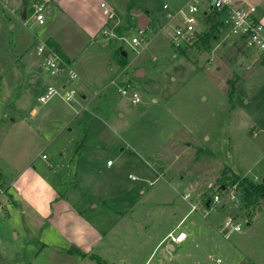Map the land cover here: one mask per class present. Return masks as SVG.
I'll use <instances>...</instances> for the list:
<instances>
[{"label": "rangeland", "instance_id": "obj_1", "mask_svg": "<svg viewBox=\"0 0 264 264\" xmlns=\"http://www.w3.org/2000/svg\"><path fill=\"white\" fill-rule=\"evenodd\" d=\"M41 1L47 4L40 24L30 17L32 0H0V264H98L90 255L111 264H143L148 257L154 264H264V201L248 219L239 188L230 199L232 186L223 191L219 181L228 167L263 181L264 63L255 49L217 31L208 49L195 42L176 47L162 4L187 0H89L81 16L80 0H69L76 27L53 20L50 0ZM196 16L197 29L207 32L210 23ZM147 25L148 42L133 44ZM49 33L74 51L90 36L85 51H96L93 67L102 77L95 85L115 81L86 94L79 80L38 71L41 42L67 63L60 44L44 38ZM49 83L74 88V101L58 95L38 101ZM48 188L77 205L92 195L86 209L101 233L88 252L63 251L73 245L37 224L34 203L41 205ZM185 192L197 204L191 212ZM9 194L20 207L8 204ZM230 214L241 229L225 236L215 226ZM176 228L188 237L168 248L164 237Z\"/></svg>", "mask_w": 264, "mask_h": 264}, {"label": "built area", "instance_id": "obj_2", "mask_svg": "<svg viewBox=\"0 0 264 264\" xmlns=\"http://www.w3.org/2000/svg\"><path fill=\"white\" fill-rule=\"evenodd\" d=\"M30 8H32L30 9L32 12L30 17L40 24L43 23L44 5L42 1L32 0ZM162 9L164 10L165 25L171 28V41H173L176 47H183L185 42H190V37L198 31L196 27L197 13H200L205 18L208 14H212L215 16L214 20L217 23V32L224 37L237 39L242 44L244 43L247 48H254L257 59L264 63V22L257 16V5L252 4L249 0H187L176 8H171L164 3L162 4ZM149 29V26L146 29H138V36L131 38L132 43L135 45L146 44L148 42L147 31ZM36 53L41 56L40 71H44L50 76L58 77L64 74L67 79H79L77 72L67 63L63 62L56 52L46 46L44 42H41L37 46ZM119 92L122 95L127 93L124 88L119 89ZM76 94V90L72 87L62 85L57 88L49 83L38 95L37 99L45 103L54 95H58L64 102L71 104ZM131 101L133 103L140 101L136 91L132 92ZM42 158L46 159V155L42 154ZM106 163L110 165L111 160H107ZM129 177L131 179L136 178L132 174H129ZM211 185L210 183L209 186ZM236 187L237 185L234 184L230 188L227 194L228 198H235ZM182 197L190 201L192 206L190 210L193 211L197 204L196 201H191V194L187 192ZM212 198L214 202H219V193H214ZM221 206H224V204H221ZM235 221L234 216L230 214L226 217L223 224L215 227L219 232L228 236L230 230L239 231L241 229L240 223ZM187 237L188 235L183 229L176 228L168 231L164 240H167L168 244L175 245L184 241ZM216 261L220 263L221 259L216 258ZM143 264H154L152 257H149Z\"/></svg>", "mask_w": 264, "mask_h": 264}, {"label": "crops", "instance_id": "obj_3", "mask_svg": "<svg viewBox=\"0 0 264 264\" xmlns=\"http://www.w3.org/2000/svg\"><path fill=\"white\" fill-rule=\"evenodd\" d=\"M68 1L69 0H50L49 1L50 8H49L48 12H52L51 17H53V20H55V21L57 20L58 23H61V22L64 23L65 22V24L67 26L70 25V26L76 27L77 23L79 22V18H77L76 16H78L77 14H80V16L84 15V11H87L85 9H86V6L89 5L88 4L89 0H80L79 12L76 15H73V14L68 13L66 11L67 8H65V6L67 5ZM249 1L252 4L257 5V16L261 21H263L262 15H264V11H263V8L261 7L262 6L261 3L263 0H249ZM51 2H53L54 4L52 5ZM183 3H181L177 6H174V7L173 6L172 7L170 6V7L176 8V7L181 6ZM46 4L47 3L44 4V7ZM146 12L148 13V11H146ZM138 13H139L138 11L135 12L134 19ZM150 21L148 24H150ZM78 29H80V28H78ZM201 30L202 29H198L197 32L200 33ZM82 33L84 34V32H82ZM87 35H89V33H87ZM89 37L90 36H86V38H87L86 44L77 51L72 50L71 44H67V43L63 42L60 39V37H58V35H56V33H51V34L49 33L44 38L45 39L46 38H53V39H55V41H57L60 44L62 51L67 56V59H66L67 64L70 67H72L77 72V74L79 76L78 80L83 85L82 92H85L87 94V92H89L90 89H93L94 90L93 92L96 94L101 89H105L109 85V83H113L115 81V76L114 77L112 76L109 80L107 79L106 82L101 83L100 85H95V84L100 83L102 77L97 74V72H96L97 70H95L93 67V65L96 61V55H97L96 51L95 52L93 51V54H88V55L86 53H89V52L85 51L86 46L89 45V42H88ZM231 39H233V38H231ZM234 40H237V39H233V41ZM93 41L98 43V41H96L95 39H93ZM97 45H98L97 47L99 48V43ZM246 49H247V47H246ZM109 62H111V61H108V63ZM37 69H38V71H40L39 66L37 67ZM105 69H106V67L102 66L101 70H105ZM62 76L65 77L64 74ZM58 77H61V76H58ZM63 83H62V85H63ZM96 86H99V87L97 89H95ZM39 91H42V90L39 89ZM21 96H22V94H21ZM19 106H20V104L18 103V104H16L15 108L19 107ZM20 107L24 108L23 106H20ZM35 111H36L35 108L32 107V109L29 112V115L31 116L32 114H34ZM81 111L82 110L80 108V110H78L77 113L79 114ZM13 122H15V120ZM122 150H123V148H122ZM106 162H107V160H106ZM24 172H26V169H24L21 173H19L17 175V178H20L22 173H24ZM48 189H50L48 194L45 193V194H42L40 196L42 199L41 205L38 207V205L34 203L35 210L33 212V215H34V218L38 222L37 224L40 225V228L44 225H49V227H52L54 230H56L57 233L59 235H61V237H63L67 243L73 245V248H71V249H65V248L62 249L61 248L63 251L76 252L75 250H79L81 252V250L79 248L83 247V249L85 250L84 253L88 252L87 249L90 248L89 246L93 245L96 241L97 242L99 241V237H100V233H101V231L97 228L94 221L92 220L94 212L87 211V209H86V205L91 204L92 201L94 200L93 198L89 199V197H91L92 195H89V196L83 198V200H79L80 204L77 205L76 202L75 203H69L66 200L67 196L66 197L64 196L65 193L59 194L58 191L55 189L51 193L52 188H48ZM4 190H6V188H4ZM185 193H187V192H185ZM182 199H183V197H182ZM184 200H186V199H184ZM18 201H19L18 198H16V197L13 198L11 196V194L8 195V204L9 205H12L14 207H17V206L20 207V202H18ZM101 201L103 203H106L105 199H103V198L101 199ZM186 201L189 203L190 209H191L192 206H191L190 201H188V200H186ZM191 201H193V200L191 199ZM29 206L31 207L32 205H29ZM94 207H97V204L93 205V207H91L90 209H93ZM221 208H222V206H221ZM190 209H189V211L191 212ZM187 214L188 213H185L182 216V218L177 223V226L181 225V223L186 219ZM29 218H31V217H29ZM22 220H23L22 228L28 229L29 226H28L27 220H25V216L23 217ZM26 241L29 242V239H26ZM237 263L240 264V262H237Z\"/></svg>", "mask_w": 264, "mask_h": 264}, {"label": "trees", "instance_id": "obj_4", "mask_svg": "<svg viewBox=\"0 0 264 264\" xmlns=\"http://www.w3.org/2000/svg\"><path fill=\"white\" fill-rule=\"evenodd\" d=\"M214 18L215 16L212 14L207 15L204 22L210 23L209 29L204 33L195 32L194 35L190 37L189 44L195 42V44H202L203 48H209L210 42L216 36L217 31V23L215 22ZM234 82L231 83L232 86L228 91L230 96L233 95V90L235 88ZM219 181L223 190H226L227 188H229V186H233L234 184L237 185L240 192V198L243 202V207H245L247 210L246 215L248 216V219H252L258 203L260 201H264V182L251 180L247 176L241 177L234 171H232L229 167L222 171L221 175L219 176ZM90 257L94 259L98 264H111L97 255H90Z\"/></svg>", "mask_w": 264, "mask_h": 264}, {"label": "water", "instance_id": "obj_5", "mask_svg": "<svg viewBox=\"0 0 264 264\" xmlns=\"http://www.w3.org/2000/svg\"><path fill=\"white\" fill-rule=\"evenodd\" d=\"M138 12H139V10H138ZM22 17L24 18L25 17V12H23L22 13ZM121 54L123 55V56H126V52L122 49L121 50ZM138 74H139V72H137ZM262 180H263V182H264V178H262ZM149 231H151V228L149 229ZM168 248H174V246L172 245V244H169V247Z\"/></svg>", "mask_w": 264, "mask_h": 264}]
</instances>
